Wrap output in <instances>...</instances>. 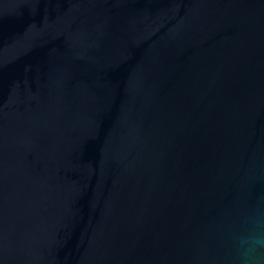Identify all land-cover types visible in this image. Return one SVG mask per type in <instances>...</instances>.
Wrapping results in <instances>:
<instances>
[{
	"label": "water",
	"instance_id": "1",
	"mask_svg": "<svg viewBox=\"0 0 264 264\" xmlns=\"http://www.w3.org/2000/svg\"><path fill=\"white\" fill-rule=\"evenodd\" d=\"M256 222L264 0H0V264H240Z\"/></svg>",
	"mask_w": 264,
	"mask_h": 264
},
{
	"label": "clouds",
	"instance_id": "2",
	"mask_svg": "<svg viewBox=\"0 0 264 264\" xmlns=\"http://www.w3.org/2000/svg\"><path fill=\"white\" fill-rule=\"evenodd\" d=\"M237 250L240 264H252L253 253L256 259L264 257V223L256 222L252 228L237 237Z\"/></svg>",
	"mask_w": 264,
	"mask_h": 264
}]
</instances>
